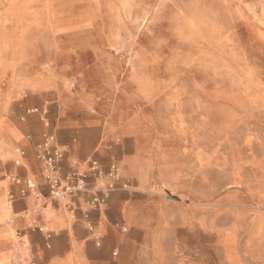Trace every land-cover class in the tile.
I'll return each mask as SVG.
<instances>
[{
  "label": "rangeland",
  "instance_id": "1",
  "mask_svg": "<svg viewBox=\"0 0 264 264\" xmlns=\"http://www.w3.org/2000/svg\"><path fill=\"white\" fill-rule=\"evenodd\" d=\"M0 264H264V0H0Z\"/></svg>",
  "mask_w": 264,
  "mask_h": 264
},
{
  "label": "crops",
  "instance_id": "2",
  "mask_svg": "<svg viewBox=\"0 0 264 264\" xmlns=\"http://www.w3.org/2000/svg\"><path fill=\"white\" fill-rule=\"evenodd\" d=\"M60 134H61V131H60ZM101 135L104 136L105 135L104 132H102ZM59 139H60V141H63V139L61 137H59ZM89 151L90 150L88 149L87 141L83 140V139H79V142H77L76 145L69 152L70 153L69 154V162H67V165L69 167H77V168L81 167L80 164H75L76 162L73 161V160H74V158H78V160L81 159L83 155H88L90 153ZM26 169H27L28 174L31 175L34 178L35 174L33 176V174L29 171L27 166H26ZM41 182H42V179H39V183H41ZM128 210H129V208L127 207L126 214L129 213ZM56 217L58 219H62L63 220V227H62L63 229L64 228H68V226H70L71 222L68 220V218L64 215V213L62 211L56 213ZM100 225H101V220H100Z\"/></svg>",
  "mask_w": 264,
  "mask_h": 264
},
{
  "label": "bare ground",
  "instance_id": "3",
  "mask_svg": "<svg viewBox=\"0 0 264 264\" xmlns=\"http://www.w3.org/2000/svg\"><path fill=\"white\" fill-rule=\"evenodd\" d=\"M49 15H50V14H49ZM145 18H146V17H145ZM123 36H124V34H123ZM120 44H121V43H120ZM121 45H122V44H121ZM74 163H75V162H74ZM75 164H77V162H76ZM50 177H51V175H50ZM30 185H31L32 188L35 187L33 181H30ZM54 195L57 196L58 198L62 199V200H65V199L63 198V196L60 195V194L57 193V192H54ZM7 206H8V208L6 209V211L10 210V209L13 207L9 201H8V203H7ZM10 211H11V210H10ZM58 223H59V221H58L57 219H54V220L52 221V225H55V224L58 225ZM46 229H48V228L46 227ZM48 230H49V229H48Z\"/></svg>",
  "mask_w": 264,
  "mask_h": 264
},
{
  "label": "built area",
  "instance_id": "4",
  "mask_svg": "<svg viewBox=\"0 0 264 264\" xmlns=\"http://www.w3.org/2000/svg\"><path fill=\"white\" fill-rule=\"evenodd\" d=\"M50 167L53 168L52 165H50Z\"/></svg>",
  "mask_w": 264,
  "mask_h": 264
}]
</instances>
